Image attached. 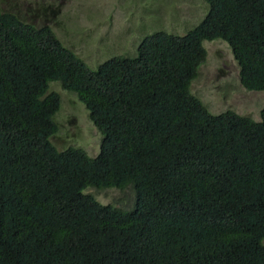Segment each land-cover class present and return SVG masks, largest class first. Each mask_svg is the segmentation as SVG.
I'll return each instance as SVG.
<instances>
[{"label": "trees", "instance_id": "16d2710c", "mask_svg": "<svg viewBox=\"0 0 264 264\" xmlns=\"http://www.w3.org/2000/svg\"><path fill=\"white\" fill-rule=\"evenodd\" d=\"M205 1L187 34L156 31L95 69L48 22L0 7V264H264V108L213 114L191 92L215 40L264 91V0ZM50 82L88 109L96 157L51 140ZM89 187H131L135 205Z\"/></svg>", "mask_w": 264, "mask_h": 264}, {"label": "rangeland", "instance_id": "374dc122", "mask_svg": "<svg viewBox=\"0 0 264 264\" xmlns=\"http://www.w3.org/2000/svg\"><path fill=\"white\" fill-rule=\"evenodd\" d=\"M0 7L17 11L38 25L48 22L64 45L93 69L113 57L135 55L143 39L156 31L187 34L209 11L205 0H0ZM203 44L207 57L191 82V92L213 114L231 110L260 121L264 91H249L242 86L239 66L225 41ZM49 89L60 95V107L54 116L58 132L51 139L55 146L81 148L89 157H96L101 133L88 109L60 82H50ZM85 192L119 211H128L135 205L136 191L131 187H89Z\"/></svg>", "mask_w": 264, "mask_h": 264}]
</instances>
